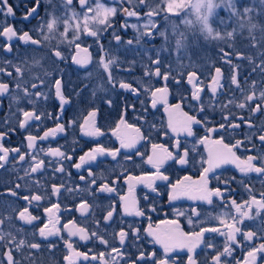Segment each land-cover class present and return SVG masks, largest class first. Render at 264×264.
<instances>
[{
	"label": "snow or ice",
	"instance_id": "snow-or-ice-1",
	"mask_svg": "<svg viewBox=\"0 0 264 264\" xmlns=\"http://www.w3.org/2000/svg\"><path fill=\"white\" fill-rule=\"evenodd\" d=\"M31 3V7L25 3L22 25L40 16L42 5H46L45 15L34 30L26 31L8 22L9 17L16 19V10L9 0H0V15L4 17L0 21V37L4 38L0 52L10 57L0 58V98L8 99L10 114L0 122V172L9 177L7 186L0 190V264H59L55 260L58 242L67 253L64 264H229L228 258L238 247L247 251L236 264H264V191L257 196L253 187L241 180L243 192H238L231 187L236 177L222 179L217 171L234 165L244 179L254 174L264 184V120L255 123L264 117V0ZM219 9L227 13L226 18L219 16ZM130 18L137 23H129ZM141 20L145 21L142 25ZM129 28L135 36L125 41L121 32ZM104 33H110L115 44L109 41L105 47ZM157 37L162 40L160 47H143ZM238 39L246 42L243 48L237 47ZM202 42H216L217 56L228 67V75L215 63L199 62L205 59ZM21 45L27 46L23 53ZM62 46L71 50V64L77 73L83 70L91 80L92 69L96 70L91 100L85 97L88 85L79 91L72 88L78 102L88 103L90 109L80 123L75 118L65 120L73 97L66 94L71 83L65 79L69 57ZM93 46L96 60L89 51ZM45 48L47 53L38 55ZM122 48L125 57L131 52L147 58L140 78H117L120 72L131 75L136 64L135 59L122 58ZM205 67L214 71L205 72ZM173 94L176 100L170 103ZM222 97L226 99L221 101ZM50 104L58 110L49 111ZM161 108L166 120L157 121ZM130 112L134 114L131 118ZM217 113L219 122L215 120ZM48 120L54 127L42 135L30 131ZM101 120L113 125L111 135L118 147L96 143L77 161L75 147L69 154L62 150L63 145L45 148L41 144L77 126L85 137L104 136ZM200 130L203 135L198 134ZM18 132L26 133L23 148L6 147L4 141ZM240 133L242 138L237 139ZM159 138L166 139L158 142ZM78 143L72 141L73 145ZM101 157H110L122 171L117 173L112 166V175L101 172L97 176L91 165L99 167ZM65 162L78 171L89 166L87 176L79 175L83 186L68 183L66 178L72 174ZM143 165L151 171L134 174ZM190 168L197 169V179L185 175L173 182L172 172ZM213 180L224 187L211 186ZM121 182L127 186V194L120 193ZM137 185L156 194L154 198L145 194V206L134 196ZM161 187L167 189L172 218L166 212L165 219L154 226L151 214L162 210L157 203L163 195ZM66 198H71L72 207L65 205L64 211L79 212L83 226L72 219L58 227L57 213ZM183 200L192 202L187 209L177 206ZM41 209L46 218L42 226L37 223ZM125 217L150 222L141 229L135 220L126 223ZM180 218L186 220L189 230ZM214 236L223 237L222 248L213 242ZM80 241L84 243L79 245ZM145 241L158 245L159 251L147 250ZM89 244L105 250L94 252ZM78 245L88 251L79 250ZM198 249L205 253L203 262ZM181 252L186 258L179 256Z\"/></svg>",
	"mask_w": 264,
	"mask_h": 264
},
{
	"label": "flooded vegetation",
	"instance_id": "flooded-vegetation-1",
	"mask_svg": "<svg viewBox=\"0 0 264 264\" xmlns=\"http://www.w3.org/2000/svg\"><path fill=\"white\" fill-rule=\"evenodd\" d=\"M26 2L28 3V7L32 6L31 0H9V4H11L14 7V9L16 10V19L13 20L11 17H9L8 18V22L10 24H14L18 28L19 27H24V30H26V31L34 30L36 28V26L38 25V22H39L40 18L45 15V7H46V5H42V7L40 8V16L36 17L35 19H32L31 23L24 22L23 25H22L20 18L22 17L23 12L25 11V3ZM105 2H107L109 4H112V3L115 2V0H105ZM3 19H4V17L2 15H0V21H3ZM133 21H136V19L135 18H130L129 19V23H131ZM128 33L121 32L122 39H124V40L131 39V36ZM33 34H34V32H33ZM3 39L4 38L0 37V43H3ZM14 43H18V42L14 41ZM25 48H27V46L21 45L20 48H19V51L21 53H23L25 51ZM28 51L31 52L32 51L31 48H28ZM89 51L92 53L93 60H94L95 59V57H94L95 55L93 54V52L91 50H89ZM43 52L45 54L47 53L46 48L44 49V51L38 53V55H44ZM0 58L7 59V58H10V57H4L3 56V52H0ZM48 62L51 63V61H48ZM67 65H69V67H68V69L70 71L69 75L73 76V77L77 76L78 81L72 83V85L67 89L66 94L67 95H71L73 97V104H72V106L68 107V111L71 112V114L70 113L68 114V112H67V115L65 116V120H67L68 118H75L76 114H81V118H80L81 120L78 121V123H80V122L83 121V118L85 116H87V113H88V111L90 109H89L88 103H79L78 102L79 98L76 96V94L74 92H72V88L76 87L77 91H79L80 89H83L84 85H88V90L85 93V97H86V99L91 100L92 99V97H91L92 87L94 88L93 79H91V80H89V79L82 80L80 78V76L85 75L86 73L83 70H81L79 73H77L74 70L76 66L71 64V59L67 60ZM125 65H127V64H125ZM62 66H64V65H60V67H62ZM210 70H213V69H210ZM92 71H93V69H92ZM143 71H144V69H140V68L136 69V68H134V70L131 73V75H129L128 73L120 72L117 78H119V77H122V78L134 77V78L138 79V78H140L143 75ZM225 75H227V73H225ZM129 78H127V79H129ZM65 79L67 80V77H65ZM207 82L208 81L206 80L205 83H207ZM128 98H129V100L132 99V97H130V96ZM0 99L3 100V104L0 105V122H2L3 119H5L6 115H10L9 114V107H8L9 101H8V99L6 97L5 98H0ZM175 100H176V98H175L174 94H173V96L169 97L170 103H175ZM205 100L207 101L208 97H205ZM221 101H222V98H221ZM54 103H56V102L52 101V104H54ZM96 103L99 104L100 100H97ZM137 107H139V103L138 102H137ZM48 110L52 111V112H55L58 109H56L55 107H52L50 105ZM133 115L134 114L130 112V118ZM245 115H247V113H245ZM262 118L264 120V117H262ZM156 119H157V121L166 120V117H165V115L163 113V109L162 108H161V111L156 114ZM215 120L217 122L220 121V117H219L218 113L215 116ZM99 123L101 125H104L102 127V131H104V133H105L104 136L97 137V138L85 137V136H83L80 133L79 127L77 126V127H74V128H69L66 131V133L58 135L54 140L44 141V142H41V144L45 148H47L49 146V144H51L52 147H56L58 145H63L64 148L62 150L68 151L69 154H71L72 147H75L74 159L77 160V161H78V157L80 155H83V153L85 151H87L89 148L95 146L96 143H100V144H102V145H104L106 147H109V148L118 147L119 146L118 145V141H116L115 137H113L111 135V128H112L113 125L107 124V122L104 121V120H101ZM15 124H16V120L13 119L12 120V125L15 126ZM49 127H54V123L51 120L46 121L43 125H41V127L39 129H37L35 126H33V128L30 131H32L33 134L42 135L43 131L46 130L47 128H49ZM198 134L199 135H203L204 134L203 130H200ZM24 135H26V133H20V132L14 134V135H11L10 138H9L10 142H9V139H6L4 141L5 146L6 147L21 146L23 148V145H21V141L23 140ZM236 138L237 139L242 138V133L237 134ZM74 139L79 142L77 145H73L72 144V141ZM164 139H166V138H159L158 142H164ZM232 142L234 143L235 141L232 140ZM146 150H147L146 148H141V151H146ZM201 151H203L202 148H201ZM237 154L241 155L242 158H243L244 154L242 152H238ZM136 159H137V162H139V158L137 157ZM98 161H102V163L99 164V167H97L96 164L91 165V167L93 168V170L97 174V176H99L101 174V172H103V174L106 175V176L112 175V173H111L112 166H116V172L117 173L122 171V169L118 165H116V162L112 161L110 157H108V158L101 157V158H98ZM121 162L123 163V161H121ZM65 166L67 168V171L71 172V174H72L71 178H66L68 180V183L70 185L78 183V184H81V186H83V182H81L79 180V175L83 174V175L87 176L86 169L89 166L85 165V169H82L80 171L76 170L75 168L68 167V162H65ZM145 171H151L149 166L143 165L141 168H136L134 170V174L140 175V174H142V172H145ZM217 171H218L219 174H221V178L222 179H227V178H230V177H233V176L236 177V180L233 182L231 187L233 189H235L236 191H238V192H241V193L243 192V189H242V187L240 186V183H239L241 180H243L245 183L250 184L253 187V191H254V193L257 196L259 195V193L261 191H264V184L261 183V180L259 178H257L254 174H252L251 179H247V180L244 179L242 174L239 173V171L235 168L234 165H225V166H223V168L218 169ZM22 174L23 173H21V175ZM185 175H191L193 177V179H197L198 178L197 169L190 168L188 171L176 170V171L172 172L171 179L173 180V182H175L176 179H178V178L182 179ZM8 178L9 177L7 175L5 177V179H4L6 181V185L5 186H1V184H0V190H3V188L7 186V179ZM57 182H59V181H57ZM211 186H213V187L219 186L221 188L224 187L223 184H217V181H215V180H213L211 182ZM160 191L163 193V195L161 197H159V199L157 200V203L159 205H161L162 210L157 212V213L151 214V216H152V221L151 222L153 223L154 226L156 224H158L160 220L165 219L166 212L168 214V218H172L171 217V212H170V209L168 208V203H167V189L165 187H161ZM120 193L121 194H127V186L123 185L122 182L120 184ZM145 194H149L150 198H154L156 196L155 193H150L149 189L144 187V185H137L136 188H135L134 196L137 198V200L139 201L141 206H145V201L143 199ZM83 195L86 196V194H83ZM65 197H67V194H65ZM244 198H246V196ZM236 199H237L238 202H240V196H237ZM78 201H79V198H77V202ZM52 202H56V198H53ZM20 203L23 204V201H21ZM105 203H107V201H105ZM191 203H192L191 201H187V200L178 201L177 202V206H182L185 209H187L188 206ZM65 205H67L69 208L72 207L71 198L63 199V202L61 203V212L57 213V215L60 216V224L58 225V227L62 228L64 223H66L68 220H72V219H75V220L78 221V226H83L85 221H83L81 219L79 212H76V211L73 210L69 214L68 212L64 211ZM45 206H48V205H45ZM30 211H31V209H30ZM42 213H43V210L41 209L40 213H39V214H41V221L37 222L38 224H41V226H42V223L44 222V220L46 219L43 216ZM34 214H37V213H34ZM180 219H181L182 226L185 228V230H189L188 225L186 223V220H184V218H180ZM124 220H125L126 223L129 222V221L135 220L137 226H139L141 229L146 228L148 226L149 222H150V221H148L145 218H133V217H125ZM117 222L119 223V217L117 218ZM126 223L124 225L125 227H126ZM113 227L115 228L116 226L114 225ZM25 228L29 232L33 231V229H31L30 226H25ZM112 230L113 229H108L109 232H111ZM117 230H118V228H117ZM63 234L65 235V237L67 236L66 233H63ZM53 239H55V238H53ZM73 240H78V238L77 237H73ZM213 242L216 243L217 245H219L222 248L223 237L214 236ZM260 242L261 241H257V244L260 243ZM83 243H84L83 241H80L79 245H82ZM79 245H78V247H79ZM144 246L149 251H151L153 248H156L159 251V246L158 245L149 244V243H147V241L144 242ZM88 247L92 248V250L94 252H99V251L105 250L103 246L98 245V244L96 246H93V245L89 244ZM79 250L88 251V248L79 247ZM197 251L201 253L200 260H201V262H203L204 255H205L204 251H201L200 249H198ZM246 251H247L246 247H238V248H236V250L233 253V257L234 258L233 257L228 258L229 259V264H236V261H238V260L242 261L243 260V256L246 253ZM66 254L67 253L63 249V243L62 242H58V251L56 252L55 260L59 261V264H64L63 256L66 255ZM44 255L47 256L48 255L47 252H45ZM179 256L180 257H185V253L181 252V253H179ZM49 264H54V262L50 261ZM180 264H183V261H180Z\"/></svg>",
	"mask_w": 264,
	"mask_h": 264
},
{
	"label": "rangeland",
	"instance_id": "rangeland-1",
	"mask_svg": "<svg viewBox=\"0 0 264 264\" xmlns=\"http://www.w3.org/2000/svg\"><path fill=\"white\" fill-rule=\"evenodd\" d=\"M105 3H107V2H105ZM108 4H109V3H108ZM218 12H219V16H221V17H225V18L227 17V13H226L223 9H219ZM144 22H145V21H143V20L139 21V23H140L141 25H142ZM131 23H137V21H133V22H131ZM61 30H62V29H61ZM229 30H230V29H229ZM221 31H222V30H221ZM128 32H129V33H128ZM124 33H125V32H124ZM126 33L130 34L131 39L135 36V31H134L133 29H131V28H129V29L127 30ZM123 40H124V39H123ZM109 41H112V43L115 44V41L112 39V36L110 35V33H104L103 43L105 44V47L108 46V42H109ZM125 41H126V40H125ZM52 43L55 44V43H56L55 40H53ZM202 43H204V50H203L202 56L205 57V59H201L199 62H200V63H203V64H206V65H210L211 63H215V66H217V67H222V66H224L225 69L227 70V75H228V74H229V69H228V67H227L225 64H223V63L219 60V57L214 53V52L216 51L215 48H217V44H216V42H210V43L202 42ZM245 43H246V42H244V41H240V40L238 39V41H237V47H239V48H243L244 45H245ZM89 44H91V40H89ZM161 44H162V40H161L159 37H157L156 40H154V41L152 42V44L143 45V47L151 48L153 45H155V47H160ZM221 46H223V45H221ZM62 47H64V48L66 49L65 52H64V55L68 56L69 59H71V54H72V53H71V50L67 49V46H62ZM46 50H47V48H46ZM89 50H91V51L93 52V54L95 55V56H94V57H95L94 60L98 59V57H97V55H96L95 47L93 46V47L90 48ZM43 53H44V52H43ZM44 55H45V53H44ZM153 55H154V53H153ZM121 56H122V58H127L128 60L135 59V60H136V64H135L134 68H136V69H139V68H140V69H144L143 66H142V63H143V64H147V63H148L147 58L144 57V54H143V53H141L139 56H136L135 54L129 52V53H127V56L125 57V56H124V53H123V48H122V49H121ZM141 57H143V61L141 60ZM48 63H50V62H48ZM66 63H67V62H66ZM127 66H128V65H125V67H127ZM62 67H64V66H62ZM209 70H210L209 67H205V69H204V71H206V72L209 71ZM92 72H93V78H92V79H93V85H94V87H95V85H96V83H97V81H96V79H95V77H96V70L93 69ZM69 74H70V71H69V69L67 68V69H66V76H65V77H67V80L71 81V83L69 84L68 88L72 85V83L78 81L77 76L73 77V76H70ZM80 78H81L82 80H86V79H88V78L86 77V74L80 76ZM120 78H122V77H119L118 79H120ZM127 78H129V77H127ZM133 78H134V77H130L129 79H133ZM92 89H93V87H92ZM45 90H47V89H45ZM101 95H102V94H101ZM224 99H225V98L222 97V101H223ZM51 103H52V102H51ZM50 105H51V104H50ZM69 113L71 114V112L68 111V114H69ZM80 118H81V114H76V115H75V119H77V122L81 120ZM6 176H7L6 173L0 172V178H3V183H0L1 186H5V185H6V181L4 180Z\"/></svg>",
	"mask_w": 264,
	"mask_h": 264
},
{
	"label": "trees",
	"instance_id": "trees-1",
	"mask_svg": "<svg viewBox=\"0 0 264 264\" xmlns=\"http://www.w3.org/2000/svg\"><path fill=\"white\" fill-rule=\"evenodd\" d=\"M214 27H215V25H214ZM220 30H223V29H220ZM215 50H216V51H215L214 53L217 55L218 48H215ZM221 69H222L225 73H227V70L225 69L224 66H222ZM262 120H263L262 117L259 118V119H256V120H255V123H256L257 125H259V124L261 123Z\"/></svg>",
	"mask_w": 264,
	"mask_h": 264
}]
</instances>
